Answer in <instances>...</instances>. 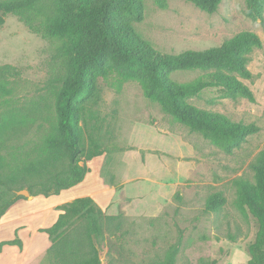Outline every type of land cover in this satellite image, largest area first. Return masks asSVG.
Masks as SVG:
<instances>
[{"label": "rangeland", "instance_id": "374dc122", "mask_svg": "<svg viewBox=\"0 0 264 264\" xmlns=\"http://www.w3.org/2000/svg\"><path fill=\"white\" fill-rule=\"evenodd\" d=\"M144 5V19L134 27L162 52L205 50L242 31L261 36L262 47L251 54L248 65L254 78L244 80L255 102L222 98L216 88L189 100L236 121L256 123L260 131L227 153L146 98L137 82L128 81L118 90L100 79V100L87 105L83 124L84 145L92 137L103 155L87 162L90 172L74 187L58 195L26 196L9 208L3 219L13 220L0 226V241L18 235L24 247L6 245L0 264H53L47 254L51 240L36 228L52 226L59 205L83 196H91L108 215H124L120 228L107 223L103 235L93 237L102 264H159L175 245V264H202L205 259L248 264L258 226L251 214L244 217L236 208L234 180H253L250 164L264 148V21L246 16V0H222L213 13L188 0H144ZM56 49L55 41L32 31L16 14H8L0 26V66L13 65L20 73L13 79L12 95L0 99V148L8 156L13 150L32 153L50 131L48 117L53 116L61 74ZM202 73L178 71L171 78L185 83ZM218 191L226 204L218 213L207 211V198ZM72 230L85 242V251L84 222L77 221ZM229 234L237 237L235 242Z\"/></svg>", "mask_w": 264, "mask_h": 264}, {"label": "trees", "instance_id": "16d2710c", "mask_svg": "<svg viewBox=\"0 0 264 264\" xmlns=\"http://www.w3.org/2000/svg\"><path fill=\"white\" fill-rule=\"evenodd\" d=\"M203 11H217L222 0H188ZM144 0H0V26L8 14H16L28 27L57 43L54 57L61 64V74L54 91L53 116L48 117L50 131L42 145L23 155L15 150L5 154L0 148V220L25 195H58L81 183L90 172L87 162L103 155L101 144L90 137L84 145L83 115L89 103L101 97L99 80L121 90L128 81L137 82L146 98L157 101L178 122L200 133L227 153L240 148L249 136L260 131L256 123L236 121L223 112L198 107L191 102L203 91L216 88L222 98L247 99L255 94L245 79L254 78L249 68L251 54L262 47L261 36L242 31L222 44L205 50H185L179 54L158 50L144 39L134 24L144 19ZM245 14L253 21H264V0H246ZM200 70L196 79L179 83L174 72ZM15 66H0V99L11 96L19 75ZM6 124V119L4 125ZM253 180H234V204L244 217L257 221L255 240L250 244L248 264H264V148L251 162ZM218 191L206 200L207 211L218 213L226 204ZM55 223L39 231L48 234L51 245L47 254L53 264H102L93 237H101L105 224L117 228L124 215H108L91 196L78 197L59 205ZM77 221L84 222L88 248L73 234ZM229 239L236 241L235 235ZM6 245L23 249L24 242L0 241V253ZM179 245L159 264H175ZM202 264H217L205 259Z\"/></svg>", "mask_w": 264, "mask_h": 264}, {"label": "crops", "instance_id": "0c3cea01", "mask_svg": "<svg viewBox=\"0 0 264 264\" xmlns=\"http://www.w3.org/2000/svg\"><path fill=\"white\" fill-rule=\"evenodd\" d=\"M76 199V198H75ZM56 206V205H55ZM55 206H50V209H54L55 208ZM5 216V215H4ZM4 216L2 217V219L0 220V226H3V225H5V224H8L9 222H11L13 219H3L4 218ZM38 229H40V228H36V231H39ZM35 234H36V232H35ZM34 234V235H35ZM6 247L7 246H5L4 247V249H3V251L6 249ZM19 252V251H18ZM3 253V252H2ZM19 253H21V252H19ZM1 254V253H0Z\"/></svg>", "mask_w": 264, "mask_h": 264}, {"label": "water", "instance_id": "95a60500", "mask_svg": "<svg viewBox=\"0 0 264 264\" xmlns=\"http://www.w3.org/2000/svg\"><path fill=\"white\" fill-rule=\"evenodd\" d=\"M18 194L30 196V192L27 189H23V190L18 191Z\"/></svg>", "mask_w": 264, "mask_h": 264}]
</instances>
